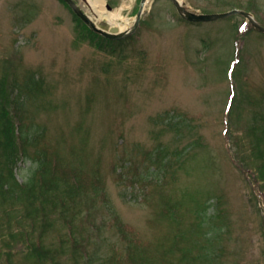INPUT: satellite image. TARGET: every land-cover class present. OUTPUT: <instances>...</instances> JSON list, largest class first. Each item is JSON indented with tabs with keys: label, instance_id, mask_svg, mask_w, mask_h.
<instances>
[{
	"label": "rangeland",
	"instance_id": "374dc122",
	"mask_svg": "<svg viewBox=\"0 0 264 264\" xmlns=\"http://www.w3.org/2000/svg\"><path fill=\"white\" fill-rule=\"evenodd\" d=\"M182 1L198 13L246 10L264 26V0ZM76 2L112 33L134 27L142 5ZM143 13L133 33L110 39L90 35L62 0H0V106L34 125L25 146L4 131L17 180L44 151L83 174L39 195L43 207L0 195V264H136L125 234L132 259L150 264H264V32L240 14L189 22L173 0H147ZM8 152L0 147V169ZM205 202L203 216L225 227L211 245L192 234ZM179 230L212 260H179Z\"/></svg>",
	"mask_w": 264,
	"mask_h": 264
},
{
	"label": "trees",
	"instance_id": "16d2710c",
	"mask_svg": "<svg viewBox=\"0 0 264 264\" xmlns=\"http://www.w3.org/2000/svg\"><path fill=\"white\" fill-rule=\"evenodd\" d=\"M82 27L85 28V30L87 32H89L90 35L95 36V37H99V34H97L95 31H92L90 29V27H88L85 23L82 24ZM89 36V38H91L93 41L95 39V37ZM108 45H113L114 43L111 40H107ZM0 147L5 145V148L7 149L8 154L5 155V163L3 164V167L0 169V195L4 196L5 198L11 199V200H18L21 201L22 198H27V200L29 201V203H31L32 206L36 207V204L40 203L41 207L44 206V202L43 201H38V196H42L44 198L50 197L51 195H53L55 192H59V183L61 180H69L72 179L77 185L78 184H83L82 182V178L81 175H83L82 173H80L81 168L80 166H78V168L76 167H69L67 169L63 168L62 165L60 164V162L58 161V163L56 164H51L50 160H49V156L47 154L46 151L41 152L39 154V164L37 166V171H35V174L31 175L28 180L24 183H20L17 180L16 177V171H15V167H16V149L12 146L16 138L22 140L23 144L26 145V143H30L33 142L34 137H31V133H28V136H24L23 133V127L16 125L15 121L12 120V117H10V111H9V107L7 106H0ZM20 128L22 129V133L20 134ZM28 129V128H25ZM10 130L12 131V141L9 144H5L4 142V131ZM28 137H30L31 139H29ZM38 138V137H37ZM36 138V139H37ZM195 143V142H194ZM197 143H195L196 145ZM25 149V147L23 148ZM162 153V154H161ZM157 156H164V152L162 149L158 150V154ZM152 161H157L158 158L155 157H151ZM162 164L160 165H163ZM154 165H156L155 163H153ZM11 177L12 178V182L8 183L5 181L6 178ZM94 185H98V182ZM67 197H69L70 192H67ZM4 197L3 199L0 201V205L1 208L3 209L5 206V204H3L4 202ZM203 208H200L197 210V208L195 209V216L198 219V222H196L195 224V229L192 230V234L193 235H198L203 238H205L204 241L207 242V244L211 245L212 243H214L215 240H217L219 237V235L221 234V232L224 230L225 227H219V226H214L212 222H210L209 220H207L205 217L206 216V210H207V203L205 202L202 206ZM10 208L4 209V211H7ZM14 208H11V211H13ZM2 211V212H4ZM215 214V212H214ZM205 215V217L203 216ZM213 217V216H212ZM171 218H173V213ZM201 218V219H200ZM215 218V217H214ZM213 218V219H214ZM203 219V220H202ZM206 219V220H205ZM218 231L217 234L213 233V230ZM173 242L171 243V251H181V255L179 257V260L182 261H188L190 262V260H196V259H208V260H212L213 256H215V253L211 252V248L208 249H203V245L201 244V241H199L196 238H192L191 236H187V232L184 231H178L174 238ZM184 240L185 242H189L191 243V246L193 248H197L198 254L197 255H191V247H185L182 246L180 241ZM124 241L127 242V248L128 252H129V256L128 261L132 262V263H136V264H150L148 261L144 260L142 257H137L136 259H132L131 257V251L134 250L135 247V241H133V238L127 234L124 235ZM126 248V249H127ZM196 258V259H195Z\"/></svg>",
	"mask_w": 264,
	"mask_h": 264
},
{
	"label": "water",
	"instance_id": "95a60500",
	"mask_svg": "<svg viewBox=\"0 0 264 264\" xmlns=\"http://www.w3.org/2000/svg\"><path fill=\"white\" fill-rule=\"evenodd\" d=\"M70 6L73 7V9L75 10L76 14L78 16H80L81 19H83L90 27H92V29H95L96 31L100 32L101 34L110 37V38H123L125 37L127 34L132 33L135 28L139 25V21L142 17V12H143V8L145 5V1L146 0H142V6L140 8V10L138 11V18L136 20V26L132 29L126 30L125 32H120V33H111L105 29L100 28L99 26L96 25V23L94 22V20L91 19L90 16H88L83 9L77 5L75 0H65ZM176 1L177 7L179 12H181L182 16L184 18H186L187 20H191V21H195V22H201V21H212V19H219L222 17H226V16H230L233 14H241V15H245L248 19H250L252 21V23L254 24L255 27H257L258 29H261L262 31H264V27L256 20L253 18L252 14L246 10H241V9H233L231 11H226V12H222V13H197L195 11H189L187 10V8L185 6H183L179 1Z\"/></svg>",
	"mask_w": 264,
	"mask_h": 264
},
{
	"label": "bare ground",
	"instance_id": "6f19581e",
	"mask_svg": "<svg viewBox=\"0 0 264 264\" xmlns=\"http://www.w3.org/2000/svg\"><path fill=\"white\" fill-rule=\"evenodd\" d=\"M181 1V0H180ZM86 2L96 8L97 10L105 9V0H86ZM107 18L111 25L116 26L118 29L124 30L128 27L127 22L121 20V16L118 13H107Z\"/></svg>",
	"mask_w": 264,
	"mask_h": 264
}]
</instances>
